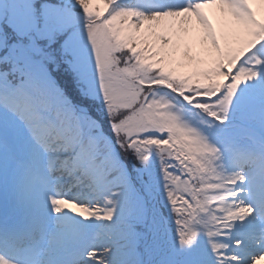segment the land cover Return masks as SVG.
<instances>
[{"label": "snow or ice", "instance_id": "obj_1", "mask_svg": "<svg viewBox=\"0 0 264 264\" xmlns=\"http://www.w3.org/2000/svg\"><path fill=\"white\" fill-rule=\"evenodd\" d=\"M0 264H264V0H0Z\"/></svg>", "mask_w": 264, "mask_h": 264}]
</instances>
